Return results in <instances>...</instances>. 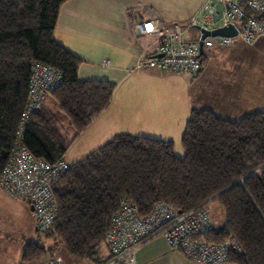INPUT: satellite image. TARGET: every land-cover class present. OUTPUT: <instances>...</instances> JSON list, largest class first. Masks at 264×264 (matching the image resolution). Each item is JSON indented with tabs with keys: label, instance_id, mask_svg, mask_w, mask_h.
<instances>
[{
	"label": "trees",
	"instance_id": "1",
	"mask_svg": "<svg viewBox=\"0 0 264 264\" xmlns=\"http://www.w3.org/2000/svg\"><path fill=\"white\" fill-rule=\"evenodd\" d=\"M64 1L0 0V174L20 127L22 145L34 157L55 162L111 102L115 83L79 78L82 58L53 38ZM36 62L57 69L60 83L44 94L39 109L25 114ZM180 143L182 157L171 141L117 133L68 164L51 186L55 218L39 232L57 252L26 242L20 264H43L58 249L75 262L103 263L110 219L123 199L140 215L157 202L183 211L217 201L223 222L215 225L210 211L212 228L197 237L214 243L233 237L241 250L229 252L226 263L264 264V111L230 120L192 108Z\"/></svg>",
	"mask_w": 264,
	"mask_h": 264
},
{
	"label": "crops",
	"instance_id": "2",
	"mask_svg": "<svg viewBox=\"0 0 264 264\" xmlns=\"http://www.w3.org/2000/svg\"><path fill=\"white\" fill-rule=\"evenodd\" d=\"M204 1L66 0L61 4L53 38L72 54L82 58L83 62L77 70L78 77L107 79L115 83L117 91L120 90L117 98L113 97V91L109 106L72 140L63 155L64 161L71 146L84 138V134H89L87 132L90 127L91 130H96V136L92 137L91 131L89 137L92 138L82 139V152L73 156L68 164L82 159L93 149L109 141L113 135L124 132L171 141L174 150L175 137L180 133L181 138L184 127L182 129V125L178 123L177 135L170 133L175 125L174 119L164 113L168 96L175 101L174 108L180 112L184 110L186 115H189L192 108L209 109L222 118L238 120L251 113L264 111V81L260 86V77L246 83H232L205 71L211 48L209 44L206 46L207 53L203 52V44L201 58L204 57V60L193 76L134 68L138 60L155 55V38L153 35H140L137 28L139 23L151 20L164 28H170L173 24L185 25L198 13ZM262 42L264 36L258 37L251 44H243L257 47ZM104 60L108 61L106 67L101 64ZM119 87L121 88L118 89ZM45 101L48 102V98ZM70 132L72 131L69 129ZM0 192L1 199L4 194L15 202L17 210L18 207L21 210V214L16 213L21 218L19 237L0 239V264H20L23 245L32 242L29 238L31 229L37 231L32 210L25 200L13 199L1 188ZM65 259L69 264H86L67 257ZM60 262L63 264L61 259ZM135 263L199 264L169 247L163 235H156L140 245L135 251Z\"/></svg>",
	"mask_w": 264,
	"mask_h": 264
},
{
	"label": "built area",
	"instance_id": "3",
	"mask_svg": "<svg viewBox=\"0 0 264 264\" xmlns=\"http://www.w3.org/2000/svg\"><path fill=\"white\" fill-rule=\"evenodd\" d=\"M233 24L237 35L217 37L219 45L232 40L251 44L264 36V0H205L198 13L185 25L159 27L151 20L138 24L140 35H153L155 55L135 63V69H157L187 76L195 75L201 65L198 39L185 38L188 28L198 25L205 29ZM151 26L150 29L148 26ZM199 37V36H198ZM107 66L108 61H102ZM60 83L57 69L36 62L31 67L26 113L39 109L44 94ZM21 127L16 133L8 161L0 174V188L13 199L25 200L32 208L36 230L47 231L56 215L52 182L67 168L63 158L47 162L34 157L21 143ZM213 221L207 204L187 210L157 202L149 213L140 215L127 200H121L111 216L106 234L109 257L101 264H136L135 251L148 239L163 235L169 247L199 264H224L231 251L240 246L233 237L214 243L199 239L197 234L212 228ZM55 258L43 264H60Z\"/></svg>",
	"mask_w": 264,
	"mask_h": 264
},
{
	"label": "rangeland",
	"instance_id": "4",
	"mask_svg": "<svg viewBox=\"0 0 264 264\" xmlns=\"http://www.w3.org/2000/svg\"><path fill=\"white\" fill-rule=\"evenodd\" d=\"M193 1V0H192ZM185 38H192V40L198 39V31L195 28H188V31L185 33ZM207 44H209L210 52L207 55L208 63L205 65V71L209 73V75H217L218 78H224L228 82L236 81V82H243L246 83V81H249L251 79L257 80V77H260V86L264 81V42L261 43V45H258L257 47L254 46H248L243 44L240 40H234L232 43L227 44L224 47H221L217 44V39H206L204 42L203 52L207 53ZM261 74H263L261 76ZM182 75V74H180ZM187 76V75H184ZM131 80V79H128ZM259 84V82H258ZM173 84H171L172 86ZM175 86V85H174ZM119 87L118 89H120ZM123 88V86H122ZM115 93L113 97L117 98V95L119 91L115 88ZM122 91V90H121ZM120 96L125 98L123 94L120 93ZM115 98V99H116ZM168 101H166V109L164 113L169 114L172 119H174V129L170 130V133L172 135H177V125L180 123L182 125V129L185 125L187 115L185 114L184 110L181 112L174 108L172 97H167ZM50 109L58 114V108L56 104L53 102ZM61 120V127L63 130H66L68 128V123L66 119H60ZM132 128V127H130ZM90 127L88 132L89 134H84V138H92L93 136H96V130H91ZM174 130V131H173ZM92 131V137H89L90 133ZM178 136V137H177ZM175 147H174V153L178 157H182V148L180 143V133L177 135ZM77 140L72 146L71 149L68 152L67 159L65 158L66 163H71V160L73 156L76 154H80L82 152V148L80 147V141L83 140ZM82 143V142H81ZM1 193V192H0ZM21 206V204H20ZM25 206V205H24ZM209 209L212 213L214 224L220 225L223 222V216L221 209L219 208V204L217 201H213L209 203ZM26 207V206H25ZM21 214L20 207H18V210L16 209V204L14 201L6 198V196L3 194V199L0 198V239L4 238H11L16 239L20 235V224H21V218L16 215V213ZM24 212V216H25ZM22 217V216H21ZM23 218V217H22ZM32 233L29 238H31L32 241H37L39 244H42L43 247H50L53 244V241L51 239L44 238L43 234H40L38 231H34L31 229ZM52 247V246H51ZM55 250H57L55 247H52ZM105 251V249H104ZM57 251H55L56 253ZM55 259L62 261L63 264H69L68 261L65 259L64 254L60 253V250L58 249V255L55 256ZM48 262V260L44 261V263ZM60 262V261H59ZM61 264V263H60Z\"/></svg>",
	"mask_w": 264,
	"mask_h": 264
},
{
	"label": "water",
	"instance_id": "5",
	"mask_svg": "<svg viewBox=\"0 0 264 264\" xmlns=\"http://www.w3.org/2000/svg\"><path fill=\"white\" fill-rule=\"evenodd\" d=\"M194 28L198 31V48L201 53L204 41L209 38H233L237 35V29L233 24H228L227 26L217 27L214 29H205L198 25L194 26ZM31 208V207H30ZM32 210V208H31Z\"/></svg>",
	"mask_w": 264,
	"mask_h": 264
},
{
	"label": "snow or ice",
	"instance_id": "6",
	"mask_svg": "<svg viewBox=\"0 0 264 264\" xmlns=\"http://www.w3.org/2000/svg\"><path fill=\"white\" fill-rule=\"evenodd\" d=\"M148 27H149V29H150L151 26L149 25Z\"/></svg>",
	"mask_w": 264,
	"mask_h": 264
}]
</instances>
